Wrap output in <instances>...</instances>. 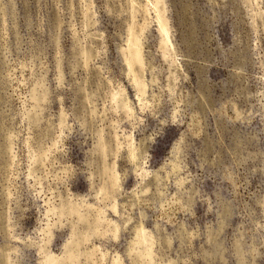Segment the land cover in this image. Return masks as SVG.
<instances>
[{
  "label": "rangeland",
  "instance_id": "rangeland-1",
  "mask_svg": "<svg viewBox=\"0 0 264 264\" xmlns=\"http://www.w3.org/2000/svg\"><path fill=\"white\" fill-rule=\"evenodd\" d=\"M0 264H264V0H0Z\"/></svg>",
  "mask_w": 264,
  "mask_h": 264
},
{
  "label": "bare ground",
  "instance_id": "bare-ground-1",
  "mask_svg": "<svg viewBox=\"0 0 264 264\" xmlns=\"http://www.w3.org/2000/svg\"><path fill=\"white\" fill-rule=\"evenodd\" d=\"M158 1V0H157ZM162 16V14H161ZM160 15H158L159 17V21H160V25H161V29H162V32L163 34L166 36L168 33H167V25L165 24L166 22H164V20L162 19ZM169 29V28H168ZM169 35V34H168ZM167 37V36H166ZM169 38V37H168Z\"/></svg>",
  "mask_w": 264,
  "mask_h": 264
}]
</instances>
